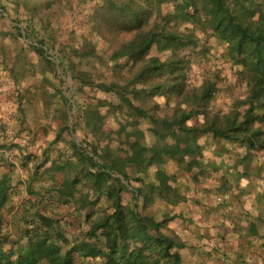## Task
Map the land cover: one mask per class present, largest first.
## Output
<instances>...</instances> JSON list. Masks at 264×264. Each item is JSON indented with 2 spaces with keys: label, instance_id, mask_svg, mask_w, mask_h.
I'll use <instances>...</instances> for the list:
<instances>
[{
  "label": "trees",
  "instance_id": "obj_1",
  "mask_svg": "<svg viewBox=\"0 0 264 264\" xmlns=\"http://www.w3.org/2000/svg\"><path fill=\"white\" fill-rule=\"evenodd\" d=\"M26 2L0 0V9L17 29L10 36L26 44L21 51H33L53 76H43V92L64 106L55 105L62 125L41 156L0 128V264H185L184 223L193 216L182 219L175 206L190 198L187 177L199 188L217 166L212 142L231 141L220 149L240 155L244 167L264 152V0H79L91 4L82 8L88 31L70 50ZM211 37L239 80L229 109L212 107L221 71L190 82L195 56L213 58ZM94 56L100 73L85 68ZM15 97L23 125L28 97L19 89ZM61 141L70 153L56 147ZM14 147L30 170L26 180L14 179L18 162L6 155ZM157 201L162 213H149Z\"/></svg>",
  "mask_w": 264,
  "mask_h": 264
},
{
  "label": "rangeland",
  "instance_id": "obj_2",
  "mask_svg": "<svg viewBox=\"0 0 264 264\" xmlns=\"http://www.w3.org/2000/svg\"><path fill=\"white\" fill-rule=\"evenodd\" d=\"M26 1L28 8L34 10L36 17L42 18L45 21L47 19L52 21L53 25L57 29V37L59 42L61 43V48L70 50V45L75 46L76 44H78L79 46H81V44H84V37L87 34L88 26L84 19L85 14L82 11V8L91 6L90 3H79V0ZM69 6H72L73 9H69ZM7 12V9L6 12L4 11V13L2 12V9H0V128L2 124L7 127L8 142L18 143L22 146H25L30 153L41 156L43 153V149L55 138L58 130L60 129V126L62 125L61 120L57 116L54 108L55 105L63 104L56 98L49 99L48 94L43 92V76H48L49 78H53V76L49 73L45 74L42 71L39 59L35 54H33V51L31 52V55L29 54V52L21 51L23 47H26V44L22 39H18L17 41H15L10 36L11 34H16L17 29L12 24L11 20L7 18ZM210 43L214 47L213 58H202L199 55L195 56L191 69L190 82L199 85L201 80L206 76H211L214 73L215 69L221 71L220 76L222 75V79L218 82L219 89L217 95L212 100V107L218 110L229 109L233 106L234 100L239 97V80L236 78V75L234 73V67L230 65V63H228L223 57L224 49L221 47L219 41L215 37H211ZM102 47L103 46L101 44H98V48L101 49ZM49 52L52 53L51 50ZM23 59L25 61H27L28 59V63H26L25 66L22 65ZM54 59L59 63L58 59ZM78 59L79 57H77V60ZM83 61L85 64V68L87 69L93 70L97 73H100V71L104 70L103 66L100 64L98 57H86ZM11 67H15V73H13ZM22 68H24V70H22ZM33 68L35 69L34 71ZM57 69H59V71L61 70L59 65ZM18 71H20L21 74ZM65 78L69 82L67 84H63V91L69 98H71L73 96L74 90L71 88L73 83L70 77ZM17 89H19L20 91L23 90L24 94L28 97L25 102L26 106L28 107V118L23 123V125L16 119L15 116V114L17 113V107L15 103ZM86 90L88 91V93H94L93 89H90L89 87L86 88ZM75 92L76 96H80V94L77 93L76 90ZM96 93L99 96H105V94L101 91H96ZM50 101H52L54 107H50ZM73 112L75 115V113H77V110H72L71 117H73ZM21 128L23 130H21ZM74 137L79 140L78 133H75ZM2 141L3 139H1V142ZM148 141H150V138H148ZM231 145V141L228 140H224L221 143L212 142L209 147V151L207 152L210 154L212 160L217 165L221 164L222 161V164L225 165L226 158L230 163L229 167L235 166V164L241 166L242 163L240 164L239 158H230L227 156V149L226 151L220 149L223 146L227 148L232 147ZM56 147H59L58 149H62L69 153L71 152L70 146H68L63 141L59 142ZM239 150L241 151V149H238V151ZM18 151L19 150L17 149V147H14L12 150L8 151L6 155L14 162H18L13 174L14 179L26 180L27 177H29L30 170L24 169L23 166H21L18 158ZM56 152L57 150L55 151V153ZM250 162H248V164L246 165V169L248 170V168L251 167L255 171L256 178H258L260 176L259 168L264 165V152H259V155L251 163V166H249ZM170 168H172L173 173L177 171L175 170L173 165H171ZM210 169L211 168L209 167L208 173L211 172ZM155 170V167H152L150 169L149 175L151 178H154ZM228 172L229 171L225 169V175H227ZM209 175H212V173L207 174L205 178H203L202 184L204 183V181H206L205 179L209 178ZM191 180V177L188 176L186 185L191 186V190L193 192L198 188L194 186V183L192 184ZM222 188H224V186ZM220 191L222 190L219 189V192ZM210 192V196L203 195L199 197H195V195L190 192V198L182 204L183 206H185V209L177 210V206H180V204H178L177 206H175V210L178 212H183V218H181L184 220L189 217L192 218V216L189 215L193 214L200 215L203 213L206 215L207 213V215H211L213 212H215L210 206L212 205L211 203H213L212 207L214 209L215 205L219 206L225 204L224 196H220V194L217 196V193L219 192H216L213 189H210ZM131 196L132 195L130 193H127L125 195V199L131 200ZM200 201L203 203L197 204L200 203ZM187 204L188 207L186 206ZM204 206L206 207L203 208ZM163 208L164 203L161 201H157L152 207L149 208V213L159 215L160 213H162ZM4 213L8 217H11L8 210H5ZM12 217H17L16 208L12 210ZM157 218L159 219L160 216ZM191 222L195 223L198 221H196L195 219ZM184 225H188V223H184ZM189 235H191V233ZM245 258L247 259L248 255H245Z\"/></svg>",
  "mask_w": 264,
  "mask_h": 264
},
{
  "label": "crops",
  "instance_id": "obj_3",
  "mask_svg": "<svg viewBox=\"0 0 264 264\" xmlns=\"http://www.w3.org/2000/svg\"><path fill=\"white\" fill-rule=\"evenodd\" d=\"M234 157L240 158V155ZM221 164L212 168V175L192 194L195 197L210 196V189L219 192L224 186L225 191H220L217 196H224L225 205H215L214 209L211 203L215 211L211 215H192L193 221L198 222L187 225L191 235L182 236L188 239L187 246L180 249L183 261L185 264H264V199L261 198L264 165L259 168L260 176L256 178L251 167L248 170L236 164L229 167L226 158L225 165ZM225 169L229 171L227 175ZM183 209L182 204L177 206V210ZM179 225L182 230L186 228L182 223Z\"/></svg>",
  "mask_w": 264,
  "mask_h": 264
}]
</instances>
